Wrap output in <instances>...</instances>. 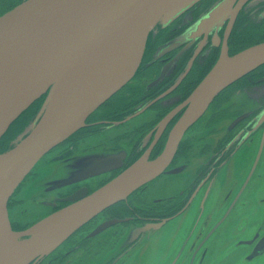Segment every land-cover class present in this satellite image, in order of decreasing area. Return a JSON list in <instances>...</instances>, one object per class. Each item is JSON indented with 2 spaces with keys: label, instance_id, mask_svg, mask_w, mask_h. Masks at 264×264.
<instances>
[{
  "label": "flooded vegetation",
  "instance_id": "obj_1",
  "mask_svg": "<svg viewBox=\"0 0 264 264\" xmlns=\"http://www.w3.org/2000/svg\"><path fill=\"white\" fill-rule=\"evenodd\" d=\"M21 1L0 0V15ZM262 41L264 0H197L170 21L158 23L132 78L46 153L62 173L54 178L49 173L47 180L28 172L9 196V208L17 206L10 212L13 227L25 229L84 201L138 161L157 160L186 111L189 96L223 50L234 54ZM263 81L264 63L223 89L187 127L157 175L102 208L29 264H264V253L249 258L259 240L254 236L264 233L257 229L250 237H237L232 231H211L215 217L210 224L211 217L205 219L208 205L196 210L197 202L209 201L204 199L207 189L220 184V171L255 143L247 174L254 170V181L262 177L264 90L257 95L248 89L263 86ZM236 95L241 99L232 101ZM107 155L113 161L109 168L104 165ZM186 172L187 179L178 180L177 189L156 195L159 187H166V177ZM230 194L231 190L224 193L222 200ZM261 202L263 197L255 203L245 200V212L255 220L263 210ZM20 210L25 218L18 217ZM190 217L193 222L185 232L183 222ZM244 225L254 227L255 221L246 220Z\"/></svg>",
  "mask_w": 264,
  "mask_h": 264
},
{
  "label": "water",
  "instance_id": "obj_2",
  "mask_svg": "<svg viewBox=\"0 0 264 264\" xmlns=\"http://www.w3.org/2000/svg\"><path fill=\"white\" fill-rule=\"evenodd\" d=\"M196 1L24 0L0 15V142L13 122L46 95L31 122L0 151V264H29L102 208L157 175L171 159L184 131L216 95L264 63V41L234 54L224 49L189 96L188 107L161 157L138 161L84 201L51 213L25 229H15L8 199L22 179L132 78L154 27L170 21ZM103 157L105 167H111V157ZM253 172H248L235 190L219 192V185L207 189L204 199L209 201L201 205L207 204L210 209L205 216L211 217L209 224L215 217L211 231H232V214L242 206L245 213V200L255 182ZM230 190L223 201L222 195ZM262 204L260 210L264 212ZM260 224L257 231L264 233V217ZM256 238L259 240L249 258L264 253V234Z\"/></svg>",
  "mask_w": 264,
  "mask_h": 264
},
{
  "label": "rangeland",
  "instance_id": "obj_3",
  "mask_svg": "<svg viewBox=\"0 0 264 264\" xmlns=\"http://www.w3.org/2000/svg\"><path fill=\"white\" fill-rule=\"evenodd\" d=\"M21 1V0H20ZM24 1V0H22ZM21 1V2H22ZM264 83V81L262 82ZM250 92L255 93L257 95H259L263 90H264V85L259 87V88H252V89H248ZM45 97L42 98V101L39 105V107L36 109V111L33 113L32 117L28 120L27 122V117L29 115H31V112L33 110V108L35 107L33 103V107H29L27 110H25V114L24 116L19 120V121H14L13 124L11 125V127L8 130L7 135L2 139L1 144H0V151L8 148L11 145V139L13 140L20 132H22L23 130H21L24 126H27L29 124V122H31V120L33 119V117L35 116V114L37 113V111L40 109L43 101H44ZM241 99V96H234L232 98V101H238ZM26 123V124H25ZM23 124H25L23 126ZM12 137V138H11ZM257 143L253 144L250 146V148L248 149V147L243 148V150L239 151L233 161L226 167H224L220 173L218 174V178H219V192H221V190L224 189H237L238 186H240L244 180L245 177L247 175V169L250 165V163L253 161V158L256 155V151H255V147ZM32 172H37L38 173V177L39 179H47L50 180V178H54L56 176H59L62 172H61V166L59 164H50L49 163V159H48V155H45L41 158V160L33 167V169L30 171V173ZM53 174L51 175L50 178L47 177V174ZM60 173V174H59ZM189 175V172L183 173V174H174V175H170L168 177L165 178V180L168 179V182L166 184V187H159V189L161 190H157L156 195L160 194L162 196L167 195L168 192L174 191L175 189H177V183L178 180L181 181V183L187 179ZM53 181V180H51ZM264 185V166L262 167V177L260 178L259 181L254 182L251 191H250V196L248 198V200L250 202H259V200L261 199V197L264 198V191H259L260 187ZM164 189V190H163ZM155 195V196H156ZM220 196V195H219ZM219 196L215 197V199L219 198ZM198 207H196V210H199V207H201V202H197ZM17 206L14 207H10V212L14 211ZM244 210V206H242L240 208V210L236 209L235 212L232 214L233 217L231 218V214L228 216V219L231 218L230 220V229L232 230V232L237 236V237H241V236H245L247 235L248 237L252 236L253 233L262 225L260 224L262 222L263 219V214L264 212H262L260 209L259 215L257 216L256 220L248 215L246 212L241 216L242 212ZM252 210H250L251 212ZM20 213L21 210L18 213V217L19 218H25V217H20ZM261 214V216H260ZM254 220L255 221V226L253 227L252 225H250L249 228H246L244 223L246 220ZM192 217L188 218L186 221L183 222V226L182 229L186 232L191 228L192 225ZM178 224H175V226ZM253 227V228H252ZM245 238V237H243ZM157 250V249H156ZM153 258V257H152ZM153 262V260H151Z\"/></svg>",
  "mask_w": 264,
  "mask_h": 264
},
{
  "label": "trees",
  "instance_id": "obj_4",
  "mask_svg": "<svg viewBox=\"0 0 264 264\" xmlns=\"http://www.w3.org/2000/svg\"><path fill=\"white\" fill-rule=\"evenodd\" d=\"M43 97H44V96H43ZM43 97H42V98H43ZM42 98L38 99V100L35 102V104H34L35 107L39 106V104H40L41 101H42Z\"/></svg>",
  "mask_w": 264,
  "mask_h": 264
}]
</instances>
